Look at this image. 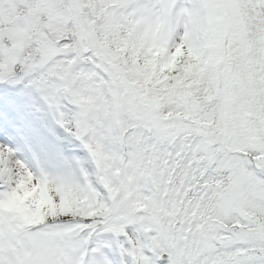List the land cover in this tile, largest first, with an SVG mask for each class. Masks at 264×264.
I'll use <instances>...</instances> for the list:
<instances>
[{
    "label": "snow or ice",
    "instance_id": "obj_1",
    "mask_svg": "<svg viewBox=\"0 0 264 264\" xmlns=\"http://www.w3.org/2000/svg\"><path fill=\"white\" fill-rule=\"evenodd\" d=\"M0 82L78 150L0 144V264H264V0H0Z\"/></svg>",
    "mask_w": 264,
    "mask_h": 264
},
{
    "label": "bare ground",
    "instance_id": "obj_2",
    "mask_svg": "<svg viewBox=\"0 0 264 264\" xmlns=\"http://www.w3.org/2000/svg\"><path fill=\"white\" fill-rule=\"evenodd\" d=\"M0 103H2V101H0ZM0 107V116L4 118L2 125H0V135L20 140H25L26 137L22 132H27V135L31 136L28 139L32 141V145L35 149V152L33 153L32 151L30 152V149L25 145L17 143L14 145L12 142L13 146H9V144H7L16 152L18 158L24 159L25 162L28 163L27 161L32 160V158L36 162V158L39 157V164L43 167L49 168L50 170L58 163L63 162L65 164H70L75 160V154L78 150L69 151V149H73V146L70 143L60 144L57 140H61V137L55 139V142L53 143L46 142L45 140L43 141L42 137L37 138L36 135L33 134L34 127L32 122L25 118V113L22 112L21 109L14 108L12 113H6L7 110L3 106ZM35 127L37 126L35 125ZM24 151L32 153V157L30 156V159L27 158V156L23 157L22 153Z\"/></svg>",
    "mask_w": 264,
    "mask_h": 264
},
{
    "label": "rangeland",
    "instance_id": "obj_3",
    "mask_svg": "<svg viewBox=\"0 0 264 264\" xmlns=\"http://www.w3.org/2000/svg\"><path fill=\"white\" fill-rule=\"evenodd\" d=\"M12 87H13V90L14 89L16 90V91L15 90L14 91H15L17 100L20 99L22 101V100H25V98L30 100V102H31L30 109H33V112L35 114L34 116H32L33 117L32 121H33L34 125H38L37 132H40L42 129H45L47 136L44 137L43 139L49 143L55 142L54 140L58 139L57 136L59 135L57 130H59L60 132H64V129L61 128L59 125H57L54 122L53 117L47 112L43 103L35 97L34 93H31L30 90L27 89L22 84H15ZM8 92L10 93L9 90H8ZM53 125H55V128L57 130L53 129ZM51 129H53V131H51ZM57 141L60 144L61 143L68 144V142H70L69 139L68 140L64 139V137H62V134H61V140H57Z\"/></svg>",
    "mask_w": 264,
    "mask_h": 264
}]
</instances>
